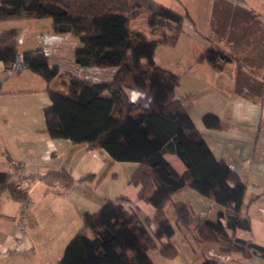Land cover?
Returning <instances> with one entry per match:
<instances>
[{"label":"trees","instance_id":"trees-1","mask_svg":"<svg viewBox=\"0 0 264 264\" xmlns=\"http://www.w3.org/2000/svg\"><path fill=\"white\" fill-rule=\"evenodd\" d=\"M44 18L51 20L55 34L69 33L79 40L73 51L76 66L115 69L111 80L94 83L61 72L41 48L18 52L16 30L0 33V62L6 78L27 70L50 85L51 104L43 110L45 133L51 139L103 150L111 163L136 164L128 182L140 187L136 200L155 209L151 219L140 220L135 208L120 205L126 199L119 197L105 201L94 213H82L81 228L55 264H152L149 251L174 259L178 251L171 241L173 225L164 213L167 204L173 224L190 233L196 243L215 244L221 254L264 258L263 248L235 237L236 230H249L247 209L257 197L244 202L246 184L213 157L175 97L179 77L154 61L157 45L176 44L187 14L153 0H0V22ZM139 18L146 19L152 39L130 28V22ZM231 59L210 46L197 61L219 70ZM202 123L210 130L221 127L212 115L203 116ZM166 152L184 166L182 175L166 162ZM6 160L13 171L19 168L10 158ZM19 181L13 173L0 172V195L7 193L10 200L26 203L28 194ZM49 181L63 192L73 185L64 171L47 174L43 182ZM184 188L220 206L218 219L224 225L201 218L186 203L171 202L172 195ZM202 264L218 263L205 260Z\"/></svg>","mask_w":264,"mask_h":264},{"label":"crops","instance_id":"crops-1","mask_svg":"<svg viewBox=\"0 0 264 264\" xmlns=\"http://www.w3.org/2000/svg\"><path fill=\"white\" fill-rule=\"evenodd\" d=\"M153 1L180 15L187 14L176 44L157 45L154 61L179 77L175 97L181 100L213 157L223 161L246 184L244 202L257 197L247 209L249 230L238 229L235 237L264 249V0ZM129 25L133 31L153 38L145 18ZM9 30L19 32L18 52L41 48L51 65L79 80L106 83L115 73V69L76 66L73 51L80 45L79 40L69 33L55 34L48 18L1 21L0 33ZM210 46L229 55L231 61L219 70L197 61ZM48 88L50 85L42 78L27 70L6 78L0 62V172L13 173L20 179L19 187L28 194L25 204L10 200L7 193L0 195V250L12 247L21 207L25 205L23 252L19 254L23 261L19 263L14 258L18 255L10 254L0 257V264H55L81 228L80 215L96 212L107 200L125 198L120 205L135 208L140 220L155 214L154 207L136 200L140 187L128 182L136 164L111 163L103 150L51 139L45 133L43 110L51 104ZM205 115L216 117L220 129H207L202 123ZM6 157L19 168L13 171ZM163 157L178 175L184 173L175 155L166 152ZM120 167L125 173H119ZM63 171L73 180L66 192L52 181L43 182L47 174ZM87 176L90 178L79 181ZM171 202L186 203L201 218L219 220L224 225L218 219L220 206L189 189L174 193ZM164 213L173 225L171 241L178 255L167 260L157 251H149L152 264H202L205 260L264 264V258L258 255L245 259L238 253L221 254L212 243H196L190 233L173 224L169 204ZM226 233L231 235L229 230Z\"/></svg>","mask_w":264,"mask_h":264},{"label":"built area","instance_id":"built-area-1","mask_svg":"<svg viewBox=\"0 0 264 264\" xmlns=\"http://www.w3.org/2000/svg\"><path fill=\"white\" fill-rule=\"evenodd\" d=\"M24 210H25V205H22L21 215L18 219L17 235L14 237L12 247L1 249L0 257H6L10 254L19 255L23 252L22 242H23V237H24V224H25V218L23 215Z\"/></svg>","mask_w":264,"mask_h":264},{"label":"rangeland","instance_id":"rangeland-1","mask_svg":"<svg viewBox=\"0 0 264 264\" xmlns=\"http://www.w3.org/2000/svg\"><path fill=\"white\" fill-rule=\"evenodd\" d=\"M140 19H144V18H139V19H136V20H140ZM133 21H134V20H133ZM117 166H120V165H117ZM120 168H121V167H120ZM124 170H125V169H124ZM119 171H121V172H119L120 174L125 173V172H123V169H122V168L119 169ZM11 256H13V254H12ZM14 258H15V260H19V263H22V261H23V257H22V255H18L17 257L14 256Z\"/></svg>","mask_w":264,"mask_h":264}]
</instances>
